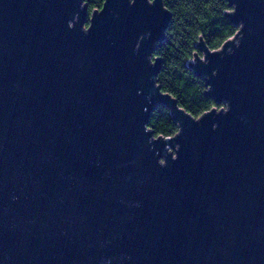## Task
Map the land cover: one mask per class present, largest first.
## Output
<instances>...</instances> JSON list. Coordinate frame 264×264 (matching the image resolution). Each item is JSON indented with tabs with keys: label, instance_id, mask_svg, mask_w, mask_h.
I'll use <instances>...</instances> for the list:
<instances>
[{
	"label": "water",
	"instance_id": "water-1",
	"mask_svg": "<svg viewBox=\"0 0 264 264\" xmlns=\"http://www.w3.org/2000/svg\"><path fill=\"white\" fill-rule=\"evenodd\" d=\"M228 4L225 108L162 137V0H0V264H264V0Z\"/></svg>",
	"mask_w": 264,
	"mask_h": 264
},
{
	"label": "trees",
	"instance_id": "trees-1",
	"mask_svg": "<svg viewBox=\"0 0 264 264\" xmlns=\"http://www.w3.org/2000/svg\"><path fill=\"white\" fill-rule=\"evenodd\" d=\"M103 1L84 0L87 18L94 9L101 8ZM162 3L170 19L152 57L160 59L156 83L171 103H159L147 126L154 136L172 137L179 129L173 106L197 118L212 107L223 105L205 94L208 86L204 78L196 74L191 61L202 56L201 42L211 50L218 49L235 34L238 26L228 16L227 12L232 10L228 0H162Z\"/></svg>",
	"mask_w": 264,
	"mask_h": 264
},
{
	"label": "built area",
	"instance_id": "built-area-1",
	"mask_svg": "<svg viewBox=\"0 0 264 264\" xmlns=\"http://www.w3.org/2000/svg\"><path fill=\"white\" fill-rule=\"evenodd\" d=\"M216 108V107H215ZM222 108H225V104L223 103V105H222ZM216 109H219V108H216Z\"/></svg>",
	"mask_w": 264,
	"mask_h": 264
},
{
	"label": "rangeland",
	"instance_id": "rangeland-1",
	"mask_svg": "<svg viewBox=\"0 0 264 264\" xmlns=\"http://www.w3.org/2000/svg\"><path fill=\"white\" fill-rule=\"evenodd\" d=\"M232 38V37H231ZM191 63H195V59H193L192 61H191Z\"/></svg>",
	"mask_w": 264,
	"mask_h": 264
}]
</instances>
